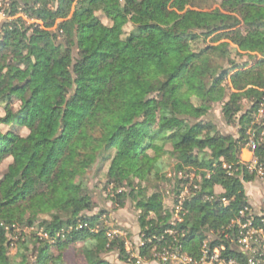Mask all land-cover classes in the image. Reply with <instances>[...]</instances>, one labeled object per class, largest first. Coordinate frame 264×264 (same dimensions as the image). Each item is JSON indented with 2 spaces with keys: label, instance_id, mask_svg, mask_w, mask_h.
<instances>
[{
  "label": "trees",
  "instance_id": "trees-1",
  "mask_svg": "<svg viewBox=\"0 0 264 264\" xmlns=\"http://www.w3.org/2000/svg\"><path fill=\"white\" fill-rule=\"evenodd\" d=\"M211 1L9 0L0 23V165L16 163L0 175V264H64L55 251L74 243L85 264H115L111 252L129 261L124 239L94 230L98 216L87 214L83 177L99 162L116 198L129 196L140 211V257L164 248L198 257L204 240L236 254L220 234H232L227 226L251 203L244 183L259 180L240 160L250 136L264 161V123L248 131L264 100V0H221L233 13ZM235 51L261 59L247 67ZM215 104L237 135L209 118ZM170 162L182 184L195 173L174 224L140 182Z\"/></svg>",
  "mask_w": 264,
  "mask_h": 264
},
{
  "label": "rangeland",
  "instance_id": "rangeland-1",
  "mask_svg": "<svg viewBox=\"0 0 264 264\" xmlns=\"http://www.w3.org/2000/svg\"><path fill=\"white\" fill-rule=\"evenodd\" d=\"M221 0H212L210 2V6L212 8H219L223 11L227 12H234L233 6L229 3L225 2L223 4L220 3ZM76 1L73 2L71 6V11H73L74 5ZM108 5L113 4L114 0H106ZM9 0H0V23L6 19L5 11L8 8ZM21 15V14H19ZM96 16L102 23L107 24L109 21L100 11L96 12ZM26 19L25 16H23ZM29 23L32 20H28ZM131 28V24L126 26V30ZM211 37L206 40V43H211ZM233 46V45H232ZM235 47V46H234ZM255 55L253 59L249 55ZM233 57L239 62L243 63L245 61L248 62L247 67H250L257 63L259 59H261L260 55H256L255 53H246L242 51H235L233 52ZM32 63H26L23 72H28L31 68ZM246 103H244L243 111L246 110ZM209 118L212 119L216 125L226 133H232L233 135H237V126L227 125L222 118L221 113V105L215 104L209 113ZM264 123V115L258 116L254 115V122L248 128L250 131L253 128L254 124L262 126ZM261 133H264L261 132ZM248 143L245 144L243 149H248ZM242 149V150H243ZM241 150V151H242ZM251 161V160H250ZM16 163V158L14 157H7L3 163L0 165V175L5 170V168L13 167ZM248 164V162H246ZM106 171V165L103 163H97L93 166L90 170L86 172L83 177L84 185L87 188V195L88 198L86 202L90 204L91 209L87 211L88 215H97L98 218L95 222L94 230H99L102 227L107 229V232L112 235H120L125 241V248L126 251L129 253V261L122 262L117 259L116 253H107L105 257L115 263V264H134L133 259L139 258V246L142 245V235L141 229L139 226V213L140 211L137 210L135 207V201H133L129 196L118 200L116 195L113 191L112 184L106 185V179L104 177ZM175 171L173 170V165L168 163L166 169L161 173V176L155 179H151L150 181L146 182L144 180H140V182L145 185L146 190L145 193L149 196L152 194H156L158 199L161 201V204L164 209H168L172 213V221L176 220L177 212L180 211L179 209H175L177 206L178 200H180V196L186 198L190 195L191 192V185L193 183V177L195 176L194 172H190V180L187 184H182L181 182L177 181V178L174 176ZM178 177L185 179L186 172H181L177 174ZM198 176V174L196 175ZM199 178V177H197ZM258 179H252L251 181L245 182V192L251 195V197L255 198L253 200L255 203H261L264 198V187L263 182ZM119 190L118 192H120ZM222 189L220 187H216V193H221ZM182 200V198H181ZM179 216V215H178ZM180 217V216H179ZM24 231L29 232L30 229H24ZM38 235H41V231L37 232ZM78 243L72 244L69 248H67L62 253L58 254V259L64 264H85L83 259L76 254V248L78 247ZM10 255L13 257H17V250L15 246H11L10 248ZM143 264H157L155 260L149 258L148 256L141 257Z\"/></svg>",
  "mask_w": 264,
  "mask_h": 264
},
{
  "label": "built area",
  "instance_id": "built-area-1",
  "mask_svg": "<svg viewBox=\"0 0 264 264\" xmlns=\"http://www.w3.org/2000/svg\"><path fill=\"white\" fill-rule=\"evenodd\" d=\"M258 116L264 115V100L260 105L257 113ZM262 135V133H261ZM248 150L252 153L250 162L244 163L249 172H255L259 180L264 181V161L258 162L254 156L256 142L252 136L248 140ZM243 163V162H242ZM223 167L229 168L226 164ZM195 187V186H194ZM180 196L178 204L174 210L177 212V221L181 220L180 212L182 211V200ZM261 203H250L238 211L227 226V230L233 228L232 234L221 232V237L228 239L231 244V250L235 251V255L226 252L227 248L224 243H220L213 247H209L208 240H204L200 248V255L192 257L185 252H181L177 248H164L153 254V260L157 264H264V198ZM221 202L227 204V199L221 198ZM179 215V216H178ZM173 220L171 224H174ZM168 234H172V229H167ZM160 238L159 240H161ZM144 241H142V245ZM136 259L135 264H143L140 256Z\"/></svg>",
  "mask_w": 264,
  "mask_h": 264
},
{
  "label": "crops",
  "instance_id": "crops-1",
  "mask_svg": "<svg viewBox=\"0 0 264 264\" xmlns=\"http://www.w3.org/2000/svg\"><path fill=\"white\" fill-rule=\"evenodd\" d=\"M251 159H252V153L248 149H243L240 153L241 162H243V163L250 162ZM248 198H249L250 202L255 203L253 201V200H255V198L251 197L250 194H248Z\"/></svg>",
  "mask_w": 264,
  "mask_h": 264
}]
</instances>
